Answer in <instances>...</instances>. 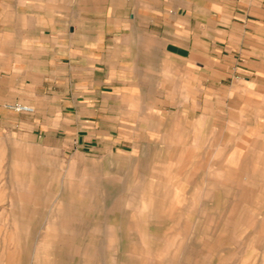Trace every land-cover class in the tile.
<instances>
[{"label": "rangeland", "instance_id": "374dc122", "mask_svg": "<svg viewBox=\"0 0 264 264\" xmlns=\"http://www.w3.org/2000/svg\"><path fill=\"white\" fill-rule=\"evenodd\" d=\"M45 1L69 19L78 0ZM127 1L101 97L74 85L62 112L55 69L0 68L17 86L0 104V264H264V36L213 34L231 30L220 0ZM189 5L212 10L209 31L169 57L164 28ZM36 94L40 116L9 108Z\"/></svg>", "mask_w": 264, "mask_h": 264}, {"label": "crops", "instance_id": "0c3cea01", "mask_svg": "<svg viewBox=\"0 0 264 264\" xmlns=\"http://www.w3.org/2000/svg\"><path fill=\"white\" fill-rule=\"evenodd\" d=\"M76 3L73 16L61 19L45 14V0H0V68L31 69L24 74L32 79H43L45 68L55 69L56 81L59 78L64 82L62 94L73 92L71 103L58 105L62 112L75 100L79 101L76 87L80 92L101 97L105 85L113 81L110 69L122 64L124 53L129 50L122 42L123 38L121 43L116 42L118 35L128 34L127 0L119 3L109 0V4L103 0H78ZM214 6L231 30L222 34L216 23L215 29H210L213 34L230 41L234 31V37L236 40L239 37L240 43L251 36H264L257 25L258 21H264V0H220L215 1ZM183 9L184 13H181V7H175L173 15L177 22L164 28L169 37L164 53L172 58H191L196 45L203 46L201 32L209 31L206 21L212 17V10L205 5L195 8L189 5ZM161 11V6L156 5V20L162 15ZM105 37L111 38V43H106ZM102 68L106 71L98 70ZM15 88L17 86L10 79L0 76V104L13 100L7 94ZM31 89L34 93L40 92L35 82H32ZM35 96L30 101L33 116L41 115L40 98L44 95ZM14 102L20 100L15 98ZM20 124L29 123L22 121ZM33 127L42 125L39 123Z\"/></svg>", "mask_w": 264, "mask_h": 264}, {"label": "built area", "instance_id": "2783aa9c", "mask_svg": "<svg viewBox=\"0 0 264 264\" xmlns=\"http://www.w3.org/2000/svg\"><path fill=\"white\" fill-rule=\"evenodd\" d=\"M9 108L18 113H24V114L34 113V108L30 105L15 104V105H9Z\"/></svg>", "mask_w": 264, "mask_h": 264}]
</instances>
